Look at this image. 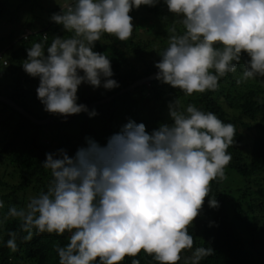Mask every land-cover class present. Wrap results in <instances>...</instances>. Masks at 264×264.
Instances as JSON below:
<instances>
[{
  "label": "clouds",
  "instance_id": "obj_1",
  "mask_svg": "<svg viewBox=\"0 0 264 264\" xmlns=\"http://www.w3.org/2000/svg\"><path fill=\"white\" fill-rule=\"evenodd\" d=\"M169 13L180 18L155 64L156 79L187 96L215 92L219 80L243 71L237 84L264 78V0H162ZM161 0H63L50 21L67 37L56 35L50 46L33 43L26 49L24 72L38 78L37 99L45 112L67 117L98 113L77 103L81 84L93 90L120 87L108 56L95 50L105 34L120 41L133 32L129 13ZM29 32H27L28 34ZM46 35L43 34V37ZM47 37H45V40ZM7 66V65H6ZM170 123L150 133L144 123L129 119L101 146L85 137L86 146L69 157L64 149L47 153L42 163L52 180L47 191L30 199L26 207L12 206L0 220L20 222L24 241L44 233L70 234L58 247L59 264H121L141 250L157 264H178L181 253L193 248L188 227L198 217L210 183L225 179L232 157L235 126L213 112L177 101L168 105ZM4 202L0 200V208ZM6 247L18 250L16 233ZM213 252L197 247L185 264H200ZM132 264H139L133 260Z\"/></svg>",
  "mask_w": 264,
  "mask_h": 264
},
{
  "label": "trees",
  "instance_id": "obj_2",
  "mask_svg": "<svg viewBox=\"0 0 264 264\" xmlns=\"http://www.w3.org/2000/svg\"><path fill=\"white\" fill-rule=\"evenodd\" d=\"M159 7L157 5L150 11L148 10L149 14L157 16L161 12ZM140 8L138 13L141 11ZM37 9L44 10L42 0H19L12 15L16 21L20 19L19 12L27 17L32 15V19L36 20ZM47 11L52 15L59 12L60 7L57 4L54 7H48ZM151 17V15L143 14L137 16L135 27L154 30L156 27L154 22L147 24ZM177 18L179 20V17ZM176 22L173 19L165 24L162 23L161 26L164 30L166 29L164 35L167 33L160 41L162 46L156 51L157 57L152 61H145L144 65H138V61L131 62L128 58L119 65L114 63L124 55L121 48L132 49L138 60L144 58L142 50L133 41L134 35L126 41H120L108 35L111 40L108 42L102 41L103 35L101 40L96 42L95 50L109 57L114 73L112 78L118 81L120 87L110 91L102 88L98 93H93L95 95L78 97L77 103L88 105L111 97L135 81L157 72L155 64L160 60L159 54L169 44V38L173 34L171 29L175 28L176 34H182ZM46 23L47 21L40 24L42 29H39L37 25L28 22L25 26L23 25L26 29L21 28L18 34L23 37L18 38L15 32H10L7 37L0 39L8 43V47L0 52V78L6 77V83L0 81V93L15 101L35 118L39 120L51 118L52 120L51 123L46 124L35 123L13 107L0 101V114H4V118L0 119V127L8 130L4 133L7 140L2 145L0 154H7L9 161L18 170L19 178L18 183L9 186L0 179V189L7 187L9 190L8 194L0 195V199L15 202L18 200V193L26 190L31 182H34V188L38 191L46 192L52 180L50 170L42 165L47 153H55L64 149L68 155L74 156L79 147L86 146L85 137H91L104 146L108 138L119 132L122 125L129 119L136 123H144L146 131L150 133L160 124L171 122L169 115L168 118L165 116L166 111L168 114L169 103L177 101L180 111H185L186 107L191 104L202 111L213 112L224 123L233 124L235 136L232 145L227 150L232 159L224 169L225 179L214 180L210 183L209 196L218 201L219 207H209V197H205L200 214L188 227L189 234L193 236V248L184 250L180 254L181 259L178 264H185V259L188 257L185 254L191 253L192 255L197 247L213 250L210 255L200 261V264H264V196L261 203L253 199L259 214L251 217L244 209V199L249 193L244 192L240 197L230 199L228 192L222 188L230 174L241 176L249 182L252 177L264 173V117L260 122L256 121L258 113L264 111V104L254 99L262 84L254 82V84L257 83L254 89H250L247 93L233 94L237 81L232 79L226 82V79L232 77L233 73H230L219 80V87L215 92L206 91L187 96L179 89L162 84L155 78L146 84L117 94L105 103L88 107L89 110H96L98 114L95 117L89 118L87 113L82 112L67 117L65 122L63 116L44 111L43 105L37 99L38 78H19L20 72L23 71L21 65L27 57V48L36 42L43 43L46 48L50 46L56 35L67 37L60 25L51 21ZM26 30L29 31L28 34L25 33ZM43 34L46 35V40ZM159 35V32L155 33L156 37ZM4 58L7 61L6 64H3ZM247 59V55L242 54L241 65ZM238 70L241 72L243 69L239 67ZM238 110L240 115H237ZM243 117L246 120L243 121ZM75 135L79 140L74 139ZM49 141H57V145L52 148ZM261 190L264 192V187ZM229 208L235 214L236 219L230 217ZM10 232L16 233L18 248L16 252H12L5 246L10 238ZM24 235L26 233L20 231V222L15 219L8 221L0 228V264H59L56 249L65 246L70 236L67 232L63 235L44 233L40 236L34 235L31 241H24L22 239ZM133 260H139V264H157L152 256L147 255L143 250L135 257L126 256L121 264H132Z\"/></svg>",
  "mask_w": 264,
  "mask_h": 264
},
{
  "label": "rangeland",
  "instance_id": "obj_3",
  "mask_svg": "<svg viewBox=\"0 0 264 264\" xmlns=\"http://www.w3.org/2000/svg\"><path fill=\"white\" fill-rule=\"evenodd\" d=\"M63 2V0H42V4L44 5V10L41 9H37L36 10V20L33 18L32 19V15L30 16H26L25 14L20 13V19L16 21V18H13L14 16L12 15L15 8L17 7V5L19 4V0H0V39L1 37H7V35L10 32H15L16 35L19 34L21 28L26 29L25 27H23V25L25 26V24H28V22H32L33 24L37 25L39 29H42L40 24H44L46 21L48 24V22L50 21V14L47 11L48 7H54L57 4H61ZM160 7V13L157 16H154L151 14H149L148 10L150 11V9H152L153 7H149V6H145L142 5L140 8V12L138 13V10H132L129 15L132 16L133 18V32L132 35H134L133 37V41L138 45L137 47H139L142 50V54L144 55V58L142 60H138L135 55L132 52V49H125V48H121V52L124 53L123 57L120 58L119 61H114V63L116 65H119L120 62H122L123 60H125L126 58L129 59V61L134 62V61H138L137 64L138 65H144L145 61H152L157 57V50L159 48H161V44L160 41L161 39H163V35L166 32V29H163V24H165V22L167 21H171L173 19H175V22L177 23L179 29L183 32V26L181 24L180 18L178 20L177 16H175L174 14H171L168 12L166 5L163 4L162 0L161 3L158 4ZM157 6V5H156ZM155 8V7H154ZM138 14V15H137ZM151 15L152 17L148 20L149 22L147 23L148 25H150L151 23H155L156 27L154 30H151L152 32H154V34L149 31V29H142L139 28L137 29L135 27L136 22H137V16L139 15ZM176 17V18H175ZM35 20V21H34ZM29 32L28 30H26L25 33ZM159 32V36L156 37L155 33ZM167 34V33H166ZM165 34V35H166ZM66 35H68L66 33ZM162 35V36H161ZM164 35V36H165ZM18 38L23 37L18 35ZM110 37V35H109ZM112 37V36H111ZM103 42H108L111 41L108 38V35L105 34L104 38H102ZM0 44V52L2 50H5L6 47H8V43L7 41L3 40L1 41ZM2 45V46H1ZM127 59V61H128ZM6 59H3V64H6ZM239 67H241V69H243V64H239L237 67V71L235 73L232 74V77L229 79H226V82L231 81L232 79H239L242 71L238 72ZM32 78L29 75H27L24 70L22 72H20V76L19 78ZM6 78V77H5ZM5 78L2 77L0 78V81L2 83H6ZM254 82H259L260 84H262V87L260 88L259 91H257L256 96L254 97V99H258V101L260 102V104H264V78H257L256 79H252V80H248V81H243L240 84H237L234 87V91L233 94L236 93H247L250 89H254V87L257 86V83L254 84ZM102 88H98L93 90V88L89 85L86 84H81L78 88L77 91V96L80 98L84 95H89V94H93V93H98L99 91H101ZM95 95V94H93ZM214 96V94L212 95ZM104 99V98H103ZM165 116L168 118V114L167 111L165 112ZM237 115H240V111H237ZM264 117V111H260L257 115V122H260V120ZM4 118V114H0V119ZM246 120L245 117H243V121ZM8 130L4 127H0V149L2 147V145H4V143L6 142L7 138H6V134ZM74 139L77 141L79 140L78 136L75 135ZM46 143H48V141H46ZM49 144H51L52 148H54L57 145V141H49ZM72 154H69V157H72ZM0 179H2L5 183H7V185H12V184H16L19 182V178H18V170L15 168V165L12 164L9 159L7 158V154H0ZM264 187V173L262 172L259 175H256L254 177H252L249 182L241 177V176H236L234 174H230L227 176L226 181L224 182V184L222 185V188L224 191L228 192L229 198H238L240 197L244 192H247L249 194L246 195V198L244 199V209L247 213H249L251 215V217H254L255 214L258 215V209L255 207L254 205V201L253 199H257L259 203L262 202V198L264 196V192H262V188ZM9 193V190L7 187H3L0 189V195H6ZM41 192L38 191L36 188H34V182H31L29 187L18 193L17 198L18 200H16L15 202H6L3 199H0L4 202V207L0 208V220H2L4 218V216L6 215L8 209L12 206H15L17 208H22V207H26L28 202L30 201V199L38 196ZM21 203V204H19ZM228 213L230 215L231 218L236 219L235 214L233 213V211L231 210V208L228 209ZM12 219H8L7 221H5L2 225H0V228H2L5 223H7L8 221H11ZM243 233V232H242ZM191 254V253H190ZM190 254H185L186 257H190Z\"/></svg>",
  "mask_w": 264,
  "mask_h": 264
},
{
  "label": "water",
  "instance_id": "obj_4",
  "mask_svg": "<svg viewBox=\"0 0 264 264\" xmlns=\"http://www.w3.org/2000/svg\"><path fill=\"white\" fill-rule=\"evenodd\" d=\"M158 72V71H157ZM157 72L147 76V77H143L137 81H135L133 84H131L130 86H128L127 88L121 90L119 93L117 94H120L124 91H127V90H130L132 88H135L139 85H142V84H146L150 81H152L153 79H155L156 77V74ZM116 94V95H117ZM116 95H113L111 97H106L104 99H101V100H98V101H95V102H92L91 104H88L86 105L87 107H91V106H94V105H98V104H102V103H105L111 99H113ZM0 101L8 104L9 106L13 107L14 109H16L17 111H19L20 113H22L23 115H25L26 117H28L30 120H32L33 122L35 123H38V124H46V123H51L52 120L51 118H47V119H44V120H39L37 118H35L33 115H31L30 113H28L26 110H24L20 105H18L15 101H13L12 99H10L8 96L6 95H3L0 93Z\"/></svg>",
  "mask_w": 264,
  "mask_h": 264
}]
</instances>
